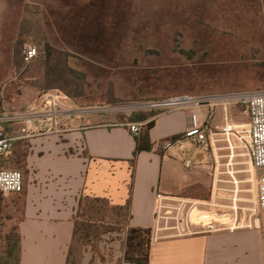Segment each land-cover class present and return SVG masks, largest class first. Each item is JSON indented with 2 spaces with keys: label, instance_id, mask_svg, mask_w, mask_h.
I'll return each mask as SVG.
<instances>
[{
  "label": "rangeland",
  "instance_id": "obj_1",
  "mask_svg": "<svg viewBox=\"0 0 264 264\" xmlns=\"http://www.w3.org/2000/svg\"><path fill=\"white\" fill-rule=\"evenodd\" d=\"M46 43L52 48L49 67ZM30 45L39 54L27 62ZM54 89L113 123L134 122V115L152 111L142 105L175 95L264 90V0H0V108L23 110ZM229 119L247 124L246 107L231 106ZM209 121L224 123L221 107ZM217 140L207 148L189 141L174 145L193 161L190 171L204 174L202 183L187 189L202 200L168 208L181 227L189 219L193 231L211 224L228 228L251 220L256 208L258 173L248 150L236 148L232 159L225 137ZM5 167L21 171L25 180L15 150ZM22 194L0 198V258L22 217ZM126 217L104 204L94 236L75 243L72 263L113 264ZM252 219L264 233V211ZM176 225L170 219L169 226Z\"/></svg>",
  "mask_w": 264,
  "mask_h": 264
},
{
  "label": "crops",
  "instance_id": "obj_2",
  "mask_svg": "<svg viewBox=\"0 0 264 264\" xmlns=\"http://www.w3.org/2000/svg\"><path fill=\"white\" fill-rule=\"evenodd\" d=\"M206 114L204 110V119ZM191 115L187 110L151 118L152 148L138 154L135 167L131 161L139 135L132 134L127 123L109 122L102 115L72 120L70 131L61 135L16 141L13 151L25 165L23 213L17 225L20 264H68L75 216L86 196L106 199L114 207L126 206L131 198L129 226L153 230L150 264H264L261 225L234 231L197 230L185 236L157 230L166 225L165 221L158 225V193L166 197L167 207L202 200L187 189L204 181L203 170L185 167L182 148H160L164 140L180 137L190 128ZM11 195L16 194L3 196ZM123 254L122 243L113 264ZM76 264H90V259Z\"/></svg>",
  "mask_w": 264,
  "mask_h": 264
},
{
  "label": "built area",
  "instance_id": "obj_3",
  "mask_svg": "<svg viewBox=\"0 0 264 264\" xmlns=\"http://www.w3.org/2000/svg\"><path fill=\"white\" fill-rule=\"evenodd\" d=\"M38 54V49L32 45L24 51L27 62L37 58ZM233 105L246 107V114L249 116L247 124L241 125L230 122L229 108ZM142 107L157 112V116L178 111H192L190 128L180 137L164 140L160 144L163 151H168L183 141H189L207 148L209 145L214 146L219 141L217 137L220 135L225 137L232 155L236 148L240 146L246 148L251 165L258 173L256 208L253 210L252 217L257 214L258 210L264 211V90L203 97L187 94L175 95L150 102L142 105ZM216 107H221L223 110L224 123L222 125H214L209 121L214 118ZM204 110L207 111L205 119ZM91 114H98V109L81 107L68 94L58 89L45 92L41 98L20 111L10 112L0 108V198L2 195L21 194L24 191L25 183L22 172L5 167V162L9 160L16 141L38 138L48 134H64L70 131L68 128L70 121ZM151 121H134L127 123V125L130 132L138 136L142 128ZM17 126L19 129L16 131L15 127ZM184 165L186 168H191L193 161L186 159ZM157 198L159 200L158 225L160 222H166L162 229L157 228L158 231L175 229L177 236L194 233L189 219L186 222L182 221L183 227H181L179 217H170L171 211H168L170 207L163 204L166 199L165 196L158 193ZM252 217L251 220H243L241 223L236 220L228 229L234 231L240 228L260 227L256 222H253ZM170 219L177 221L175 227L169 226ZM184 223H186L185 226ZM221 229L223 228L211 224L204 231L214 232Z\"/></svg>",
  "mask_w": 264,
  "mask_h": 264
},
{
  "label": "trees",
  "instance_id": "obj_4",
  "mask_svg": "<svg viewBox=\"0 0 264 264\" xmlns=\"http://www.w3.org/2000/svg\"><path fill=\"white\" fill-rule=\"evenodd\" d=\"M46 58V64L49 67L52 58V48L49 43H46ZM156 114L158 113L155 111H151L146 114H137L134 115L131 120L139 122L149 121ZM153 126L154 122L151 121L139 134L135 156L131 161L133 167L136 165L138 154L143 151H150L152 148L149 131ZM109 203L110 202L108 200L102 198H94L90 196L81 198L79 208L75 216L74 242L68 257V264H76L71 261L75 243L78 241L91 240L96 230L98 216L103 213L104 204ZM131 206L132 200L130 198L126 206L116 207L119 210L127 212L126 225L124 228L125 238L123 240L124 254L118 264H150L153 230L131 228L129 226V219L132 216ZM82 219L84 220L82 221ZM15 231H17L16 234ZM6 244L5 256L0 258V264H20L21 236L18 226L7 235Z\"/></svg>",
  "mask_w": 264,
  "mask_h": 264
},
{
  "label": "bare ground",
  "instance_id": "obj_5",
  "mask_svg": "<svg viewBox=\"0 0 264 264\" xmlns=\"http://www.w3.org/2000/svg\"><path fill=\"white\" fill-rule=\"evenodd\" d=\"M230 157L233 159L235 157V154L231 155Z\"/></svg>",
  "mask_w": 264,
  "mask_h": 264
}]
</instances>
